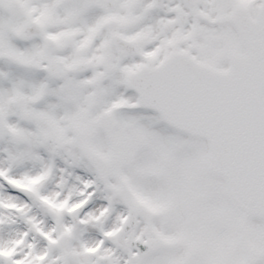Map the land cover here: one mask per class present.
Segmentation results:
<instances>
[{
  "label": "snow or ice",
  "instance_id": "obj_1",
  "mask_svg": "<svg viewBox=\"0 0 264 264\" xmlns=\"http://www.w3.org/2000/svg\"><path fill=\"white\" fill-rule=\"evenodd\" d=\"M0 264H264V0H0Z\"/></svg>",
  "mask_w": 264,
  "mask_h": 264
}]
</instances>
